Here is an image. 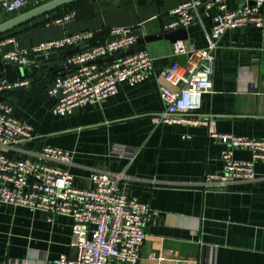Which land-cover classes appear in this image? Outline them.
I'll return each instance as SVG.
<instances>
[{"label": "crops", "instance_id": "crops-1", "mask_svg": "<svg viewBox=\"0 0 264 264\" xmlns=\"http://www.w3.org/2000/svg\"><path fill=\"white\" fill-rule=\"evenodd\" d=\"M48 1L28 0L16 13L0 6V23ZM184 1L79 0L0 34V39L12 37L15 42L0 48V56L15 47L27 49L86 30L95 32L97 43L111 38V28L126 26L138 37L166 34L172 10ZM71 12L75 14L69 19L63 17ZM201 15L186 32L198 48L207 46L212 25L204 11ZM145 49L153 57L148 78L136 86L123 83L116 95L68 116L53 114L56 98L48 86L65 72L69 54L44 60L36 56L23 68L12 64L18 78L33 80L31 87L4 96L14 115L37 135L21 146L20 154L45 146L73 151V163L63 167L81 188L91 185L94 169L121 176L124 193L157 210L146 227L140 264H264V162L255 164L254 181L228 191L204 190L199 183L205 174L222 169V144L203 126L155 123L154 117L166 108L160 87L174 59L173 42L163 35L147 42ZM216 59L213 92L202 96L201 110L218 115L217 131L264 138V26L227 30L218 40ZM8 63L0 62V79L6 78ZM234 156L248 160L251 153L236 150ZM72 241L71 217L0 204V261L40 262L63 253L73 257Z\"/></svg>", "mask_w": 264, "mask_h": 264}, {"label": "built area", "instance_id": "built-area-1", "mask_svg": "<svg viewBox=\"0 0 264 264\" xmlns=\"http://www.w3.org/2000/svg\"><path fill=\"white\" fill-rule=\"evenodd\" d=\"M27 4L28 0H0V6L8 13L19 12ZM201 10L211 18V29L206 34L208 44L198 48L187 39L173 42L174 59L163 72L165 84L160 87L166 108L154 121L206 127L210 137L222 144V169L206 173L199 185L204 190L228 191L241 182L256 179L255 164L264 162V138L217 131L218 115L201 110L202 96L213 92L218 40L230 29L263 27L264 0H246L237 6L231 5L230 0H186L172 10V19L164 30L187 29L201 21ZM74 14L63 17L69 19ZM109 34L111 38L98 43L94 41L95 32L86 30L43 40L27 49L15 47L3 53L0 62L26 67L36 56L91 44L70 53L63 64L65 72L54 77L48 86V93L56 98L53 114L68 116L76 108L116 95L123 83L136 86L152 72L153 57L147 49L112 62L88 64L137 47L139 37L132 26L111 28ZM11 43H15L12 37L1 38L0 48ZM32 85L33 80L28 77L0 79V204L71 217L76 254L71 257L63 253L40 262L8 258L0 264H140L146 227L157 210L124 193L119 186L121 176L94 169L91 185L81 188L74 184V175L63 167L73 163V151L45 146L38 152L20 154L21 146L37 135L33 126L14 115V106L4 96ZM236 150L250 152L251 158H235Z\"/></svg>", "mask_w": 264, "mask_h": 264}, {"label": "water", "instance_id": "water-1", "mask_svg": "<svg viewBox=\"0 0 264 264\" xmlns=\"http://www.w3.org/2000/svg\"><path fill=\"white\" fill-rule=\"evenodd\" d=\"M76 1H79V0H50L48 2H45V3L39 5L35 8H32L28 11H25L21 14H18L16 16L0 23V34L7 32V31H10L13 28H15V27H17L23 23H26V22L34 19V18L48 14L52 11H55V10L65 6V5H68V4L76 2ZM252 2H253V0H250V3H252ZM186 32H187L186 28H180L177 30L167 32L166 34H153V35H149V36L139 37L138 41H137V47L135 49L127 50L125 52H120L116 55L108 56L106 58H97L95 60L90 61L88 64L112 62L116 59L123 57L125 54L132 53V52L137 51V50L145 49V44L147 42H150V41H153V40L158 39L160 37H163V35L166 38H169L172 42H175V41L180 40V39H187ZM90 45L91 44L86 43V44H82L79 47L71 48L69 50H63L60 52H55V53L49 54L48 56L42 55V56H40V59L44 60L46 58H53V57H56L58 55H61V56L62 55H68L70 53L77 52L80 49H85V48L89 47ZM20 67L23 68V66H20ZM5 68H6V79L12 81V80H15L19 77L18 69L14 68L11 63H8L5 66ZM20 70L22 71V69H20ZM56 73H60V69L56 70Z\"/></svg>", "mask_w": 264, "mask_h": 264}, {"label": "trees", "instance_id": "trees-1", "mask_svg": "<svg viewBox=\"0 0 264 264\" xmlns=\"http://www.w3.org/2000/svg\"><path fill=\"white\" fill-rule=\"evenodd\" d=\"M76 2H77V1H76ZM76 2L70 3V4L65 5V6L73 5V4H75ZM57 10H58V9H57ZM95 40H96V38H95Z\"/></svg>", "mask_w": 264, "mask_h": 264}]
</instances>
